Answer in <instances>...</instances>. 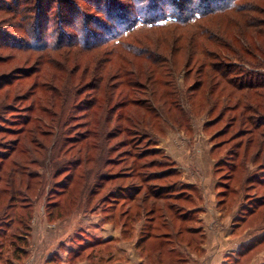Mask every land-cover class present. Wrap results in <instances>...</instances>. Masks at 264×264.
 Wrapping results in <instances>:
<instances>
[{
    "label": "rangeland",
    "instance_id": "obj_1",
    "mask_svg": "<svg viewBox=\"0 0 264 264\" xmlns=\"http://www.w3.org/2000/svg\"><path fill=\"white\" fill-rule=\"evenodd\" d=\"M150 1L0 0V203H6L8 189L13 188L15 191L21 183L19 172L13 171L17 165L26 169L21 176L23 183L26 182L27 171L38 175L32 181L33 188L22 192L25 199L20 196L16 198L18 204L34 203V221L43 217L44 197L54 192L57 183L76 178L71 193L80 192L82 183L86 182L84 194L86 192L90 195L96 192L94 183L99 174L109 173L112 174L109 177H114V180L105 183L104 188L94 194L90 202L81 205L80 213L86 214L71 213L75 206L68 197L63 201L64 214L55 221H49L56 222L55 227L46 226L42 220L39 222L40 249L49 248L52 241L57 245L51 248L54 261L50 264H264V239L260 242L256 239L264 233V113L258 115L260 118L251 116L254 122L260 121L259 130L249 127L243 118V122L239 119L238 122H231L227 118H217L218 109L209 115L205 112L189 113V105L182 103L178 95L179 88L192 82L191 75L183 79L185 68L182 66L186 58L183 52L175 56L178 70L174 78L166 76L175 86V95L171 98L178 100L180 109L155 101L150 104L159 107L158 110L155 108L156 112H140L145 113L143 115L149 120L153 132L135 126L125 132H112L109 138L88 136L86 122L89 118L78 109L86 99V91L83 90L85 80L81 78L77 81L76 78L81 77L86 60L90 58L93 63L105 57V49L85 52L79 47L61 48L57 39L82 43L83 33L75 32L72 26L77 28L83 20L99 34L102 29L98 27L96 19L113 30L119 29L118 14L110 16L107 7H111L112 13H120L131 19L143 13L142 9L147 8ZM169 1L155 0V3L159 10L165 11L171 8ZM192 1L196 0H185L182 3L187 7ZM205 1L210 7L215 5L210 0ZM125 26L130 25L126 22L122 27ZM148 34L140 32L137 36L145 39ZM136 61L139 64L146 63L141 59ZM77 64L82 67L73 73ZM69 87L71 91H68ZM261 92L262 98H256L253 94L244 103H264V90ZM144 94L138 89L136 96L142 99ZM240 111L241 107L226 115L231 118L238 116ZM248 115L247 112L245 116ZM230 137L237 138L228 142ZM169 140L187 156V165L191 166V170L193 168L189 175L199 180V187L207 190V196L209 199L213 197V202L218 199L217 179L231 169L224 165V161H233L229 153L233 152L231 149L234 144L241 143L242 147L238 159L233 161L237 169L231 181L232 193L226 212H223L225 208L216 207L213 210V219L206 229L202 227L206 231L202 235L203 241L197 246L178 245L177 252L173 253L167 252L169 246L160 245L163 248L159 259L154 255L145 259L148 251L158 249L159 241L152 240L146 253L135 248L141 223H128V228H123L115 218L122 208L116 205V211L111 212L109 202L103 203L101 199L118 184H142L144 189L158 187L163 193H181V198H185L189 191L177 185L178 175L170 169L172 164L163 158L167 155L177 167L176 155L173 159L168 150L158 145L161 141ZM212 145L213 155L211 152L208 154L209 164L205 154ZM152 148L161 149L162 153H152L149 151ZM2 153H7L5 160ZM134 161L133 171L127 175ZM117 176L122 178L115 179ZM180 176L182 181L181 171ZM23 186H20L21 189H24ZM198 191L203 197V192ZM172 198L175 199V196ZM177 202L185 205L184 210L187 209V203ZM250 206L253 212L246 214V221L239 227L234 226L235 216L244 215L241 208L247 209ZM200 214L191 212L189 217L196 220ZM177 223L175 220L174 226ZM192 224L196 225L195 221ZM79 232L81 236H78ZM104 237L112 239L89 244L90 241ZM60 240L63 241L61 246L58 242ZM176 257L183 260H176Z\"/></svg>",
    "mask_w": 264,
    "mask_h": 264
},
{
    "label": "trees",
    "instance_id": "obj_2",
    "mask_svg": "<svg viewBox=\"0 0 264 264\" xmlns=\"http://www.w3.org/2000/svg\"><path fill=\"white\" fill-rule=\"evenodd\" d=\"M210 1L215 3L213 7H210L209 3H205V0L192 1L187 7L184 5L185 0H179L180 3L178 0H170L167 4L171 8L161 11L155 0H152L147 8L142 9L143 13H140L139 16L136 14L131 19L120 13H112L111 7L108 5L106 10L110 16L118 14L117 22L121 27L115 29L117 32L107 24H100V21L96 19L98 27L100 26L99 28L102 29L101 35L94 32L93 27L87 26L86 21L83 20L79 22L80 26L77 28L72 26V30L75 32L83 33L82 43H78L76 40L68 43L62 41L61 38H56L61 48H65V46L66 48H82L85 52H100V49H105V57H101L93 63L89 58L83 67L77 64V68L73 69V73H75L82 67L81 77L76 80L79 81L81 78L85 80L83 90L86 91V99L80 103L78 109L84 112L87 119L89 118L86 122L88 136L109 138L112 136V132H125L129 127L135 126L141 127V130L153 132L150 129L149 120L147 121L143 115L145 113L140 112L141 110L156 112L159 107L151 106L155 101L161 102L164 106L180 109L178 100L171 98L175 95L173 91L175 86L166 79V76L174 78L178 70L175 56L182 52L186 57L182 66L185 68L183 79L186 80L191 75L192 82L187 85L185 83L182 89L179 88L178 95L182 103L189 105V113L205 112L209 115L218 109L217 118H227L231 122H238V119L243 122V118L245 124L259 130L260 121L254 122L251 116L263 115L264 103L258 101L259 103L246 104L244 101L251 98L253 94L257 96L256 98L263 97L261 91L264 90V79L261 77H264V0ZM126 22L130 26L122 27ZM140 32H149V34L144 39L137 36V33ZM86 34L87 36H85ZM62 35L65 33L62 32ZM136 59L144 60L146 63H136ZM58 67L60 70H64L61 66ZM255 75L257 76L253 77ZM138 89L147 95L144 94L142 99L138 98L136 96ZM69 90L71 91V87ZM58 95L61 94L58 93ZM53 104L51 103V105ZM136 106L141 109H135ZM239 107L242 111L238 113V116L230 118L226 115ZM247 112L250 114L248 117L245 116ZM258 117L260 118V116ZM187 118L189 119V117ZM236 138L230 137L228 142ZM241 147V143L232 146L233 152L229 153V156L234 158L233 161L238 159ZM149 151L162 153L161 149L155 148ZM210 152L213 155V145ZM2 155L4 158L7 153H2ZM163 158L165 162L172 164L170 169L178 175L177 185L189 191L185 198H181V193H163L162 189L158 187L144 189L142 184L127 186L118 184L101 199L103 203L109 202L111 212L116 211V205L122 208L115 218L123 228H128L126 227L128 223L132 225L137 222L141 223L135 248L146 253L147 248L151 247L149 243L152 240L159 241L158 249L154 252L148 251L145 254V259L152 255L159 259L163 248L160 245L169 246L167 252L173 253L177 252L178 245L185 244L190 247L196 244L197 246L204 239L201 219L197 217L194 220L191 216L189 217L191 212L194 214L201 212L199 204L202 197L198 188L193 184L181 181L180 171L175 167L174 161L167 155H164ZM233 161H224V165L231 169H228L226 174L220 175L216 184L219 189L217 207L225 208L223 212H226V206H228V200L232 193L231 181L237 169L236 162ZM135 163L136 161L129 167L127 175L133 171ZM19 168L17 165L13 169V171L19 172V183L21 182L19 187L15 191L13 188L8 189L9 196L6 203H0V264L4 261L2 257L4 249L25 254L20 246L26 243L24 236L28 235L35 210L33 202L18 204L16 198L20 196L25 199L21 195L22 192L30 191L33 188L32 181L38 175L36 172L27 171L25 173L26 182L23 183L21 176L23 177L26 169L23 166L20 170ZM111 175L109 173L99 174L97 182L94 183V187L97 188L94 194L104 188L105 183L114 180V177H109ZM167 175L169 174L167 173ZM118 178L122 177L117 176L115 179ZM76 182V178L66 179L57 183L53 193L46 194L44 213L48 221H55L64 214L63 201L68 197L75 206L71 213L86 214V212L80 213L82 211L79 209L82 204L90 202L94 194L88 195L86 192L84 194L83 188L87 186L86 182L82 183L80 192L72 194V186ZM22 185H24V189H21ZM4 190L6 191V189ZM171 196H175V199H171ZM179 198L180 200H178ZM120 201L122 202L119 203ZM177 201L187 203V209L184 210L185 205H181ZM241 212L244 215L237 214L235 216L237 223L235 222L234 226L236 227L241 226L242 222L246 221V214L253 210L250 206L247 209L241 208ZM175 214L178 217H175ZM170 215L174 216L170 217ZM157 220L159 221L157 222ZM175 220L179 224L174 226ZM192 221H195L196 225H193ZM81 234L79 232L78 236ZM110 239L112 237L90 241L89 244L103 243ZM256 239L259 242L262 241L264 233L257 236ZM61 244L63 241L60 242V246ZM71 252L73 251L71 250ZM180 258L176 257V260H183ZM53 261L54 259L50 255L47 263ZM7 262H10L9 257Z\"/></svg>",
    "mask_w": 264,
    "mask_h": 264
},
{
    "label": "crops",
    "instance_id": "obj_3",
    "mask_svg": "<svg viewBox=\"0 0 264 264\" xmlns=\"http://www.w3.org/2000/svg\"><path fill=\"white\" fill-rule=\"evenodd\" d=\"M158 145L162 148H164L166 151L168 150L169 151V155L175 159V156L176 155V162H177V167L179 169V171L182 172V181L185 182V183H188V184H193L195 185L199 190H201L203 192V197H202V201L201 203L199 204V207L201 209V214L199 215V218L201 219V223H202V227H207V225H209L210 221L213 219V210L216 209V203L214 204V202H217L216 199H214V202H213V197H210V199L208 198L207 196V190H203V188L201 189L200 186V182L198 179L196 178H191L193 177L192 175L190 176L189 175V172L191 170V166L189 167V165H187V161L189 162L187 156L183 155V151H180L179 149H177L176 147L173 146V144L171 143V141H161L158 143ZM210 148H207V153L205 154L207 158H205V160H208L209 164L210 161V157L208 156V154L210 153ZM182 160H179L181 159ZM193 171V168L192 170ZM184 173V174H183ZM185 173H188V174H185ZM184 175V176H183ZM191 178V179H189ZM201 192V193H202ZM209 195V194H208ZM212 195V194H211ZM214 204V206H213ZM43 207V206H42ZM42 215H43V219L40 217L38 218L37 221H34L35 218H36V215H35V210L33 212V215H32V219H31V222H30V230L28 232V235L24 236L26 237V243L23 245V246H20V248L25 252V254H19V253H15L13 250H3V253H2V257H3V260L1 262V264H46L47 263V260L48 258L50 257L51 255V248H54L55 246L57 245H54V241L51 242V244H49V248H45L44 249H40V234H39V231H40V225H39V222L42 220V222L44 224H46V226L48 227H55V224L56 222H49L47 219H46V216H45V213H44V210L42 208ZM206 229V228H205ZM205 229H203V232L206 234V231ZM209 229V228H208ZM54 232V231H53ZM114 236V235H112ZM39 237V239H38ZM106 238V237H104ZM62 240L58 241V242H61ZM51 245V247H50ZM38 247V249H37ZM44 250V251H43ZM9 257V263L7 262V258ZM45 257V259H44ZM47 264H50V263H47Z\"/></svg>",
    "mask_w": 264,
    "mask_h": 264
}]
</instances>
